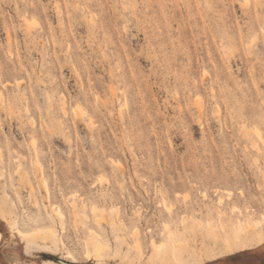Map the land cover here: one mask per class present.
<instances>
[{"label": "rangeland", "instance_id": "1", "mask_svg": "<svg viewBox=\"0 0 264 264\" xmlns=\"http://www.w3.org/2000/svg\"><path fill=\"white\" fill-rule=\"evenodd\" d=\"M0 264H264V0H0Z\"/></svg>", "mask_w": 264, "mask_h": 264}, {"label": "bare ground", "instance_id": "2", "mask_svg": "<svg viewBox=\"0 0 264 264\" xmlns=\"http://www.w3.org/2000/svg\"><path fill=\"white\" fill-rule=\"evenodd\" d=\"M77 109H79L80 111H83V109L81 108V106H77ZM53 208L55 209L56 215L60 219H62L64 217V212H63L62 208L60 207V205H53ZM93 211H94V213L97 212V207L96 206L93 207ZM97 217H99V215H97ZM9 227H10V229L13 232H16L19 236H21L23 238L29 237L31 235H38L43 230L42 228H37V229H34L33 231H24V230H22V229H20L18 227L13 226L11 223L9 224ZM51 231H53V230H51ZM135 240H136V243L139 244V241H138L139 239L137 237V232H135ZM88 244L89 243H87V251H86L88 253V255H87V253H86V255L87 256H90L89 255L90 254V250L88 248ZM155 245H156V247H157L158 250L163 249L164 246H165V244L163 242L162 243H156L155 242ZM101 249H102V246L101 245L96 246V253H97V255H101L100 254ZM68 256L69 257H73V255L71 253H69Z\"/></svg>", "mask_w": 264, "mask_h": 264}]
</instances>
